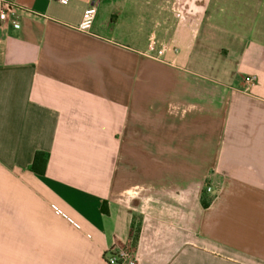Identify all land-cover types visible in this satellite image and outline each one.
Segmentation results:
<instances>
[{"label": "crops", "instance_id": "crops-1", "mask_svg": "<svg viewBox=\"0 0 264 264\" xmlns=\"http://www.w3.org/2000/svg\"><path fill=\"white\" fill-rule=\"evenodd\" d=\"M5 1L0 264H264V0Z\"/></svg>", "mask_w": 264, "mask_h": 264}, {"label": "built area", "instance_id": "built-area-1", "mask_svg": "<svg viewBox=\"0 0 264 264\" xmlns=\"http://www.w3.org/2000/svg\"><path fill=\"white\" fill-rule=\"evenodd\" d=\"M63 4H67L69 0H58ZM15 6L5 0H0V19L11 20L17 24L20 23L19 15L15 13ZM11 10L14 14H10ZM97 14V6L95 3L91 4L84 9L82 19L77 26V29L83 32H91L95 18ZM169 48V44H162L157 47L155 39L151 41L150 49L147 54L155 58H162ZM177 50V48H174ZM258 80L257 75L251 74L244 77V81L249 85L253 86ZM208 191H211L212 187L207 186ZM105 258L108 264H138L137 258L135 257V250L132 244V240L128 245L115 246L108 249L105 253Z\"/></svg>", "mask_w": 264, "mask_h": 264}, {"label": "trees", "instance_id": "trees-1", "mask_svg": "<svg viewBox=\"0 0 264 264\" xmlns=\"http://www.w3.org/2000/svg\"><path fill=\"white\" fill-rule=\"evenodd\" d=\"M49 159V153L46 151L38 150L34 154V159L32 164L30 165V170L37 173V174H44L47 168V163ZM202 204L204 207H207L209 205V200L207 201L206 198L204 197L202 199ZM133 230H132V244L133 246H136L137 241L140 236V230L141 226L140 223H134L132 224Z\"/></svg>", "mask_w": 264, "mask_h": 264}, {"label": "rangeland", "instance_id": "rangeland-1", "mask_svg": "<svg viewBox=\"0 0 264 264\" xmlns=\"http://www.w3.org/2000/svg\"><path fill=\"white\" fill-rule=\"evenodd\" d=\"M208 192V191H207ZM210 192V191H209Z\"/></svg>", "mask_w": 264, "mask_h": 264}]
</instances>
